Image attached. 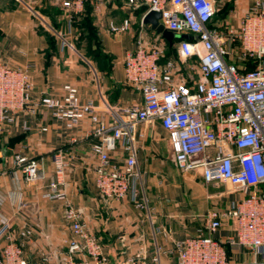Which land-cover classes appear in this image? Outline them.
Returning <instances> with one entry per match:
<instances>
[{
  "label": "crops",
  "instance_id": "0c3cea01",
  "mask_svg": "<svg viewBox=\"0 0 264 264\" xmlns=\"http://www.w3.org/2000/svg\"><path fill=\"white\" fill-rule=\"evenodd\" d=\"M96 1L90 3L100 52L96 42L81 40L74 15L70 16L58 0H0V62L29 68L34 101L61 96L64 86L73 85L84 103L94 101L100 120L109 124L112 110L143 105L141 93L126 82V53L137 48L140 38L147 44L159 41L166 50L174 46L177 51L175 42L179 39L174 38L170 44L163 34L144 25L145 6L101 0L103 6L96 12ZM256 1H217L223 13L216 15L212 25L222 32L238 27ZM127 18L132 20L127 32L110 30L112 22L120 25ZM172 59L177 63L178 79L188 84L198 80L199 72L191 60ZM95 128L89 119L69 128L50 111L39 109L35 114L18 115L15 123L0 134V255L11 237L21 245L28 264H60L64 260L72 238L65 202L45 197L49 184L56 179L55 156L59 155L65 165L66 198L102 243L107 264H127L132 256L145 264H178L177 244L207 235L206 218L216 209L212 199L215 189L221 187L206 184L200 172H181L175 165L168 133L160 121H154L139 124L134 134L141 179L132 181L124 200L104 198L95 184ZM16 155L38 159L46 179L28 185L15 165ZM111 156L123 165L128 153L119 142ZM227 194L243 197L241 193ZM222 200L224 208L237 201ZM234 227L233 221L226 220L213 237L226 241ZM229 257L230 264L260 260L246 249L230 250Z\"/></svg>",
  "mask_w": 264,
  "mask_h": 264
},
{
  "label": "built area",
  "instance_id": "2783aa9c",
  "mask_svg": "<svg viewBox=\"0 0 264 264\" xmlns=\"http://www.w3.org/2000/svg\"><path fill=\"white\" fill-rule=\"evenodd\" d=\"M58 1L70 16H78L84 13L87 0ZM124 2L131 7L145 6V15L160 12V23L167 30L191 37L175 44L180 60L197 61L198 80L188 84L178 79L174 59L161 63L166 47L159 41L147 44L140 38L137 48L124 57V72L126 82L141 93L143 105L112 110V121L105 124L94 101L84 103L75 86H64L61 96L34 101L29 68L0 62V134L15 123L18 115L35 114L39 109L50 111L69 128L91 120L97 137L92 147L98 158L96 188L102 197L122 201L130 193L132 181L141 179L135 131L139 124L160 121L181 172H200L206 184L227 186L230 193L243 194L226 208L208 213L207 235L177 244L178 264H230L229 251L236 249L248 250L260 257L254 264H264V0L256 1L238 27L225 32L212 25L218 13L216 0ZM93 5L99 12L103 3L97 0ZM131 25L132 20L127 18L120 25L112 22L110 30L124 33ZM249 59L256 62L255 68L247 69L245 61ZM119 142L128 153L123 165L111 156ZM14 161L28 185L46 179L38 159L16 155ZM55 165L56 179L49 184L45 197L65 202V218L72 231L60 264H107L102 243L66 198L65 165L59 155L55 156ZM226 220L235 223L234 233L222 242L213 235ZM0 264H28L21 245L11 237L0 255ZM127 264L145 263L132 256Z\"/></svg>",
  "mask_w": 264,
  "mask_h": 264
},
{
  "label": "trees",
  "instance_id": "16d2710c",
  "mask_svg": "<svg viewBox=\"0 0 264 264\" xmlns=\"http://www.w3.org/2000/svg\"><path fill=\"white\" fill-rule=\"evenodd\" d=\"M223 10L219 12L218 14H222ZM73 19H75V24L77 26V29L80 32V38L81 40L87 39L89 40V44L93 41L96 42L97 50L100 52V44L97 37V27L95 26V18H94V9L92 7V4L90 3V0H87L85 3V10L84 13L81 15H74ZM214 26V25H213ZM215 27V26H214ZM216 28V27H215ZM217 29V28H216ZM174 46H168V49L166 50V57L162 61H167L169 59H172L173 56L178 57L176 49L173 48ZM247 69H253L256 67V62H253L252 60L245 61Z\"/></svg>",
  "mask_w": 264,
  "mask_h": 264
},
{
  "label": "rangeland",
  "instance_id": "374dc122",
  "mask_svg": "<svg viewBox=\"0 0 264 264\" xmlns=\"http://www.w3.org/2000/svg\"><path fill=\"white\" fill-rule=\"evenodd\" d=\"M114 1L118 2V3H122L121 1H123V0H114ZM156 32L159 34H163V33L174 34L173 32L165 29L162 25L158 28V30ZM191 63H193V64H191V65H193L192 67L197 66L196 60H191ZM189 64H190V62H189ZM191 72L194 73V71H191ZM229 191H230V189L227 186H221V188H219L218 190L215 189L214 193H216V194L217 193H223V196L221 197L219 194H217V195L215 194V196L212 199L213 203H214V208L220 209L221 207H223V208L225 207L226 204L223 203L224 201L222 200L224 197L226 200L231 199L230 201L237 200L239 198V195H237V194H231V195L227 194ZM226 195H228V196H226Z\"/></svg>",
  "mask_w": 264,
  "mask_h": 264
},
{
  "label": "water",
  "instance_id": "95a60500",
  "mask_svg": "<svg viewBox=\"0 0 264 264\" xmlns=\"http://www.w3.org/2000/svg\"><path fill=\"white\" fill-rule=\"evenodd\" d=\"M216 1H219V0H216ZM161 18H162V14L160 12H156V11H150L148 12L145 17H144V20H143V24L144 25H149L151 26V29L153 31H157L158 28L162 25L160 23L161 21ZM163 26V25H162ZM164 27V26H163ZM165 28V27H164ZM166 29V28H165ZM159 34V33H158ZM169 33H163V36L170 42V44H172V40L174 38L176 39H186V40H189L191 39V37L189 35H177L175 37L174 34H169Z\"/></svg>",
  "mask_w": 264,
  "mask_h": 264
}]
</instances>
